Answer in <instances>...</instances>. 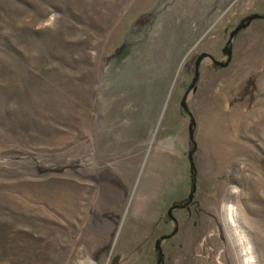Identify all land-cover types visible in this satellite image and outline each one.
I'll use <instances>...</instances> for the list:
<instances>
[{
	"label": "rangeland",
	"instance_id": "1",
	"mask_svg": "<svg viewBox=\"0 0 264 264\" xmlns=\"http://www.w3.org/2000/svg\"><path fill=\"white\" fill-rule=\"evenodd\" d=\"M87 261L264 264V0H0V264Z\"/></svg>",
	"mask_w": 264,
	"mask_h": 264
},
{
	"label": "bare ground",
	"instance_id": "2",
	"mask_svg": "<svg viewBox=\"0 0 264 264\" xmlns=\"http://www.w3.org/2000/svg\"><path fill=\"white\" fill-rule=\"evenodd\" d=\"M226 215H227L228 221H230L231 224L233 225L232 227L234 228L235 232L240 233V227L235 222V217H234L235 212L232 206H227ZM85 264H93V262L87 261L85 262Z\"/></svg>",
	"mask_w": 264,
	"mask_h": 264
},
{
	"label": "crops",
	"instance_id": "3",
	"mask_svg": "<svg viewBox=\"0 0 264 264\" xmlns=\"http://www.w3.org/2000/svg\"><path fill=\"white\" fill-rule=\"evenodd\" d=\"M152 146H154V145H152ZM153 149H154V155L155 156H158V159L160 160V162H161V159H163L164 157L166 158V157L170 156L169 153H166V151L162 152V150L159 147H155L154 146ZM175 154H177V153H175ZM163 166H164V164H163ZM164 172H166L168 174H171L172 173L171 170H170V168L168 170H166L165 167H164Z\"/></svg>",
	"mask_w": 264,
	"mask_h": 264
},
{
	"label": "trees",
	"instance_id": "4",
	"mask_svg": "<svg viewBox=\"0 0 264 264\" xmlns=\"http://www.w3.org/2000/svg\"><path fill=\"white\" fill-rule=\"evenodd\" d=\"M189 169H190V171H189V173H190L189 182H190L191 187H194L195 186V184H194L195 183V178H194V175H193V162H192L190 156H189ZM179 207H182V204H179V203L173 204L171 208H179ZM167 216H170V215H167Z\"/></svg>",
	"mask_w": 264,
	"mask_h": 264
},
{
	"label": "water",
	"instance_id": "5",
	"mask_svg": "<svg viewBox=\"0 0 264 264\" xmlns=\"http://www.w3.org/2000/svg\"><path fill=\"white\" fill-rule=\"evenodd\" d=\"M191 196L188 197V201H190ZM167 215H170V210L167 211Z\"/></svg>",
	"mask_w": 264,
	"mask_h": 264
}]
</instances>
